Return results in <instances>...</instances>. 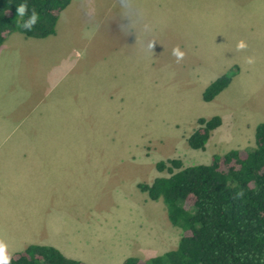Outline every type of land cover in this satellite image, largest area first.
<instances>
[{"label": "rangeland", "instance_id": "obj_1", "mask_svg": "<svg viewBox=\"0 0 264 264\" xmlns=\"http://www.w3.org/2000/svg\"><path fill=\"white\" fill-rule=\"evenodd\" d=\"M14 34L25 36L14 31L0 45L6 255L22 249L26 224L31 239L42 233L90 264L174 249L182 229L138 183L166 174L159 159L208 163L255 145L264 121V0H72L55 34L7 45ZM234 66L229 85L204 101L206 86ZM213 115L221 125L205 149L191 148L197 119Z\"/></svg>", "mask_w": 264, "mask_h": 264}, {"label": "trees", "instance_id": "obj_2", "mask_svg": "<svg viewBox=\"0 0 264 264\" xmlns=\"http://www.w3.org/2000/svg\"><path fill=\"white\" fill-rule=\"evenodd\" d=\"M72 0H0V45L14 31L44 38L56 33L61 12ZM23 7V11H18ZM36 13V22H25ZM237 73L234 66L203 91L211 101ZM222 117H199L187 136L191 148L205 149ZM159 172L141 191L165 203L170 222L182 229L178 245L161 254L131 255L122 264H264V121L255 130L252 148L214 154L208 163L184 165L178 157L159 159ZM8 264H90L65 255L51 244L30 243L12 253Z\"/></svg>", "mask_w": 264, "mask_h": 264}, {"label": "crops", "instance_id": "obj_3", "mask_svg": "<svg viewBox=\"0 0 264 264\" xmlns=\"http://www.w3.org/2000/svg\"><path fill=\"white\" fill-rule=\"evenodd\" d=\"M203 27H204V25H202V28H201V30L203 29ZM203 31H205V29H203L202 30V32ZM20 33V32H19ZM12 34V33H11ZM10 34V35H11ZM9 35V36H10ZM8 36V37H9ZM7 37V38H8ZM25 36H23V35H21V36H19V35H17V34H14V36H11V39H12V41L11 42H7V45H13V46H15L16 44H21V42L22 41H24V38ZM8 40V39H7ZM11 46H9L8 48H10ZM21 155H23V156H26V160L28 161V159H27V154L26 153H22ZM13 158H20V156H14V157H12L11 158V160L13 159ZM3 159H7V161H9L8 160V157L7 158H3ZM32 160H34V161H39V160H37V159H32ZM10 169V171L11 170H13V168H9ZM14 173H15V171L13 170V171H11V177L12 178H10L9 180V187H6L7 189L4 191V192H8V193H10V192H14ZM39 217V222L40 223H37V226H39V225H42V229L45 227V225L46 224H48V223H43L44 222V220H43V218H44V216L42 215V216H38ZM22 222H26V220H23L22 219ZM28 223V222H27ZM52 224V223H51ZM55 224V223H54ZM28 225L29 224H26V231H25V228H24V231H22V234L24 235V236H26V242L24 243V244H22V249L23 248H25L28 244H30V243H40V244H51V243H48V242H46L45 240L47 239L46 237H44L43 235H42V233H40L39 234V236H37L36 237V239H31V238H33L32 236H31V233L29 232H27V230H28ZM49 225V224H48ZM51 228L53 229V227L51 226ZM38 239V240H37ZM48 240V239H47ZM51 245H53V244H51ZM59 247V246H58ZM63 249V248H62ZM19 250H21V249H19ZM15 251H17V250H15ZM15 251H13L12 253H14ZM63 253L65 252L64 250L62 251ZM66 255H67V253H66ZM156 255V254H155ZM68 256V255H67ZM83 260V259H82ZM122 262H123V260L120 262L121 264H122ZM118 261H116V264H120ZM91 264H94V263H91Z\"/></svg>", "mask_w": 264, "mask_h": 264}, {"label": "clouds", "instance_id": "obj_4", "mask_svg": "<svg viewBox=\"0 0 264 264\" xmlns=\"http://www.w3.org/2000/svg\"><path fill=\"white\" fill-rule=\"evenodd\" d=\"M18 11L22 12L23 7L19 8ZM36 22V13L33 12L32 16L30 17V20L25 22L24 27L25 28H31L32 24ZM5 243L0 242V264H8L9 257L5 253Z\"/></svg>", "mask_w": 264, "mask_h": 264}]
</instances>
